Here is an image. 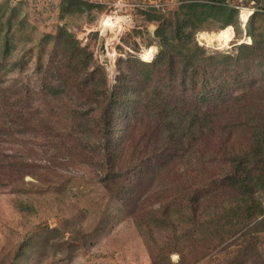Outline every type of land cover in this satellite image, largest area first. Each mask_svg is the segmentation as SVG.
Here are the masks:
<instances>
[{
    "label": "rangeland",
    "instance_id": "obj_1",
    "mask_svg": "<svg viewBox=\"0 0 264 264\" xmlns=\"http://www.w3.org/2000/svg\"><path fill=\"white\" fill-rule=\"evenodd\" d=\"M62 1L0 0V105L14 112L0 119V264H264V63L250 66L238 85L230 73L222 77L231 104L243 102L253 118L246 120L233 107L198 104L194 87H177V75L171 83L164 67L146 78L141 64L157 59L158 26L169 31L164 22H174L186 0H78L86 5L71 14H63ZM263 1L224 0L238 9L227 26L231 39L221 21L209 19L193 43L208 54L235 55L251 43L248 28L264 41ZM60 31L87 65L63 51L70 45L66 35L57 38ZM216 33L225 37L222 46L209 41ZM59 82L64 92L54 96ZM154 82L171 83L159 100L170 92L172 108L205 116L203 130L187 132L198 140L184 160L168 157L172 145L163 155L161 142L150 155L155 138L166 139L164 116L151 109ZM121 83L135 84L144 101L130 132L134 116L116 115L122 178L103 181L113 165L104 108L109 91L120 96ZM134 99L131 92L126 105ZM257 140L263 147L255 156ZM234 157L246 165L242 172ZM237 174L248 179L246 188L231 177Z\"/></svg>",
    "mask_w": 264,
    "mask_h": 264
},
{
    "label": "trees",
    "instance_id": "obj_2",
    "mask_svg": "<svg viewBox=\"0 0 264 264\" xmlns=\"http://www.w3.org/2000/svg\"><path fill=\"white\" fill-rule=\"evenodd\" d=\"M186 1L179 6V12L174 22H164L167 28H169V31H165L166 28L163 23H161L160 27L158 26L156 30L159 44V53L157 55V59L151 63L141 64L142 66L147 68L145 75L146 78L151 79L150 76L153 70H156V68L158 67H164L166 70L165 74L167 75L168 80H170L171 83H173L172 77L177 75V79L175 81V85L177 87L179 85L186 86L187 88H185L184 91L187 92L191 90V88H188L189 86H191L192 88L194 87L196 91V94L194 96L195 98H197V101L199 102L198 104H206L209 102L210 104H212V101L215 102L213 103V105H215V110H218V107L220 108V106L222 105L226 107V111L228 110V107H233L238 115H244L246 117V120L250 119L251 121H253L252 117L246 115L247 113L243 108L244 106L242 105L243 102L237 100L236 103H234L235 105L231 104V101H229L230 97L228 96V92L226 93L228 82L227 79H222V77L224 74L229 75L230 73L229 76L233 77V83L235 85H238L240 84V80L243 81V74H245L246 71H249L250 66L256 68V70L258 68H261L264 63V41L248 28L246 31V35L250 38L251 43L238 45V52L235 55L220 53L208 54V51L206 49L200 48L193 43V35L198 32L209 19H216L222 22L219 28L220 30L227 31L226 37L228 40H230L232 37V31L227 26H234L237 22L238 9L226 5L224 3V0ZM253 1L255 3H258V5L259 3H262L260 2L261 0ZM61 4V11L63 12V14H71L73 12L80 11L81 7H84L86 5L78 0H63ZM89 7L91 6L86 7V9ZM259 9L262 11V13H264V1ZM255 15L256 13L252 14V16L250 17V21ZM155 19H158L159 21L161 20L158 17ZM64 33L65 32L60 31L57 35V38H64V35H66V40L69 39L67 41V45L69 44L70 46L64 48L66 50L63 49V51L69 52L70 50L71 52L69 53L71 54L72 59L76 60V58H81L86 62L87 65V61L83 57V54H81V50L77 47V44L73 40H71V37L69 35ZM189 41L191 42V44H189ZM175 52L177 56L176 54H174ZM174 58H178L179 67L175 63ZM143 60L145 62H149L150 56L143 55ZM81 67L83 69L87 66L84 65ZM171 83H166L164 86H162L161 83L158 86L156 82H154L151 86H149L152 95L155 97L154 101L151 103V109H155L156 115L160 113L163 114L164 118L161 121L164 122L163 127L166 133H164V137L166 138L164 139V141H162L163 139H161V136L159 137V139L155 138L156 147L153 149L154 151L152 150L150 155L157 156L156 151L157 149H160V145H158L157 142H159V144L161 142L164 146V150L162 149L163 155L168 156L165 152V149L167 147L169 148V146L172 145L173 154H170V156L168 157H175L176 155H178L180 158H182V160H184L187 156H192V154L196 152L194 150V147L196 145L195 142L198 140L197 137H195L194 135H192L191 137L187 132H192L191 129L199 130L200 128L201 130H203L201 127H205L207 123L202 124V122L205 120V116L202 117L201 114L194 113V110L191 112H188L187 110L182 111L184 110L182 109V107H179L180 109L176 108L178 106L177 103V105L175 104L176 107L172 108L170 102H168L166 99L169 96L168 94H170V92H167V95H165V101L159 100V96H162L165 90H169V85ZM134 85L135 84L133 83L132 85H125L121 83V91L119 97L115 96L114 91H109L108 94V105H105L104 112L109 114L106 117L107 123L104 121L105 128L103 132V138L104 145H110L109 147H105V149L107 150V153L105 155L109 157L110 161H113V165L108 167V171L105 173L103 181H113V179H117L120 181V179L122 178V176L119 174L120 168L117 167L116 161L118 158L121 159V145L124 138L120 135L121 127L120 123L116 120V115L120 114L122 119L126 118L128 114L134 116V122L129 126L128 132L135 128V123L137 120H139V111L142 107L141 104L144 100L141 97V94L139 92H136V86ZM62 86L64 87L63 83L61 82L57 84V90L54 93V96L57 93L60 94L64 92V90H60L62 89ZM131 92L136 93V99H134V102H132V106L130 101H128L126 105ZM178 100L179 102L182 101L181 95L178 97ZM145 105L146 103H144L143 105L144 108ZM130 106L132 108H130ZM13 113L14 112H11L9 109L6 110L5 104L0 105L1 121H5V118L12 116ZM142 122L143 120L141 121V123ZM210 127L211 126H209V128ZM114 135L116 136V138H114ZM115 140H118L119 142L116 146L118 151V153L116 154L112 149V146L115 145ZM253 147H255L254 155H261L263 145L259 143L258 140L257 144L253 145ZM195 158L197 162L200 160V156H195ZM245 159L247 158L245 157ZM232 160L235 162V164H237V168H239L240 172L243 171L241 167H246V165L240 163L241 161L243 162L242 158L234 157L232 158ZM262 164H264V158L262 160ZM0 168L2 167L0 166ZM231 177L233 179H237L240 185L243 188H246V184L244 183V181L247 182L248 179L246 180L244 176H240V174H237L232 175ZM260 177L261 176L257 177V179H259ZM260 181H264V179L262 178ZM121 194L123 195V197L127 198L129 195V191L127 190V188L123 187L121 190ZM123 197H121L120 199H123Z\"/></svg>",
    "mask_w": 264,
    "mask_h": 264
},
{
    "label": "bare ground",
    "instance_id": "obj_3",
    "mask_svg": "<svg viewBox=\"0 0 264 264\" xmlns=\"http://www.w3.org/2000/svg\"><path fill=\"white\" fill-rule=\"evenodd\" d=\"M242 16V15H241ZM247 15H246V17L243 15L242 16V22H246V20H247ZM107 21V22H106ZM106 24L107 25H111V24H113V22L111 21H109V18H107L106 19ZM114 25H116V23H114ZM208 38H209V41L211 42V43H214V44H216V45H220V46H222L224 43H225V37L222 35V34H218V33H216V34H210L209 36H208ZM152 50H153V48L152 49H150L149 51H151L152 52ZM145 56H148L149 55V53L147 52V54H144Z\"/></svg>",
    "mask_w": 264,
    "mask_h": 264
},
{
    "label": "built area",
    "instance_id": "obj_4",
    "mask_svg": "<svg viewBox=\"0 0 264 264\" xmlns=\"http://www.w3.org/2000/svg\"><path fill=\"white\" fill-rule=\"evenodd\" d=\"M109 18V17H108ZM109 21L111 22V19L109 18Z\"/></svg>",
    "mask_w": 264,
    "mask_h": 264
}]
</instances>
